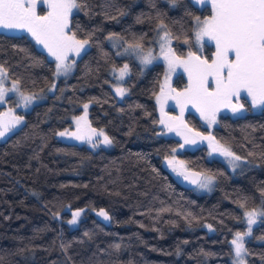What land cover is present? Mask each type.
<instances>
[{"label": "trees", "instance_id": "1", "mask_svg": "<svg viewBox=\"0 0 264 264\" xmlns=\"http://www.w3.org/2000/svg\"><path fill=\"white\" fill-rule=\"evenodd\" d=\"M81 2L88 7L74 10L68 32L88 39L89 47L69 76L55 80L54 61L28 35L0 31V66L7 78L21 91L45 97L27 111L17 110L23 123L0 141V264H232L230 241L246 231L245 211L264 210V106L236 117L220 114L211 131L186 113L189 129L211 134L249 164L231 171L220 159L208 158L201 140L176 157L188 169L214 175V187L206 193L185 188L163 166L180 140L161 134L155 104L161 88H184V75L163 82V63L143 69L135 57L118 55L107 39L115 33L122 45L140 43L156 52L163 32L157 25L163 21L173 32L176 56L192 52L210 60L214 47L206 43L198 51L193 21L210 16V7L193 0H180L176 7L167 0ZM173 21H180L183 31ZM124 62L128 95L118 100L112 70ZM85 102L90 125L105 131L110 148L56 137L73 127ZM15 104L7 97V106ZM73 209L85 213L70 227ZM100 209L109 223L92 212ZM262 238L264 218L244 239L247 264H264Z\"/></svg>", "mask_w": 264, "mask_h": 264}, {"label": "snow or ice", "instance_id": "2", "mask_svg": "<svg viewBox=\"0 0 264 264\" xmlns=\"http://www.w3.org/2000/svg\"><path fill=\"white\" fill-rule=\"evenodd\" d=\"M167 2L171 7H176L180 0H167ZM207 2L208 0H194L196 4ZM210 3L211 15L204 19L194 16L193 21L197 42L204 37L215 42V58L212 59L211 63L208 60H201L192 52H189L188 60H182L176 56L171 48L165 50L166 45L171 42L170 38L173 36V32L169 29V25L163 21L157 25L158 29L164 31L163 36L160 37V40L163 41L160 47L164 59L168 62V72L174 70V65L179 63L183 64L185 71L189 73V87L184 93H177V97H183L185 105L192 104L201 113V117L209 122V127L216 122L215 112L219 111L220 106L231 107L233 113H239L243 110V105L232 104V98L234 96L239 97L241 91H245L251 97L253 107L264 105V0H210ZM47 6L49 11L47 15L42 16L36 12L37 0H0V28L22 29L31 34L37 44L43 45L48 54L55 57V75L59 76L66 74L72 67L68 54L74 52L80 55L85 46L89 44L88 39L78 40L75 34L69 36L65 31L68 29V17L73 9H86L88 5L82 3L81 0H47ZM118 12L121 16L126 15L123 10H118ZM186 14L191 15V13ZM159 15L161 14L158 13ZM110 18L116 19L115 16ZM173 24H179L181 31H183L184 26L180 21H173ZM114 38H118L115 33H111L107 37L108 40ZM183 42L185 44L190 43L187 38ZM128 48L137 53L141 64L144 66L150 65L156 59L150 50L146 54H141L143 53V46L140 43L129 44ZM168 72L165 73L166 78ZM127 73L128 65L125 64L120 69L119 79L122 80ZM0 76H6L2 66H0ZM209 76L213 78L216 85L215 89L211 91L206 86ZM54 87L55 85H53ZM15 90L16 84L13 85L12 89L0 87V102H3L6 91ZM126 92V88H116L118 96L123 97ZM21 95L23 96V94ZM33 99L35 97L23 96L26 104L31 103ZM157 102H160V97H157ZM84 108L87 109L88 105L85 104ZM181 111L183 112V106ZM6 115H10V113ZM22 119L20 116H11L10 121L0 122V137L21 123ZM80 119L83 117L77 118L78 132ZM174 119V117H168V121ZM168 121L161 119L160 123L172 131L173 127ZM91 131L93 134L103 136V144H112L113 141L104 135L102 130L99 133H96L95 129ZM188 131L191 132L192 130L188 129ZM65 134L73 135L78 140L85 139L83 135L67 133V130L57 133L61 137ZM177 135L183 134L178 131ZM194 136L201 140H208L211 152H218L220 155L229 158V164L233 169L240 167L237 162L242 160L241 156L235 154L229 147L220 144L211 134L203 136L196 132ZM183 138L184 144H181L180 148H184L187 144L196 143L194 138L186 135ZM87 139L91 142V136H88ZM95 146L93 144V147ZM177 151L176 148H173L169 154L170 158L166 157L168 167L177 177H183L184 180L196 185L197 188L210 189L215 176L203 171H190L184 161L176 159ZM261 195L264 196V190L261 191ZM240 206L245 207L244 204ZM82 211L81 209L72 212V219L68 223L76 224ZM97 215L105 221L110 220L109 214L104 209H100ZM245 215L247 216V231L236 232L231 241L235 253L233 264H245L243 256L247 254V249L244 239L251 235L252 226L257 223V218H264V210L253 209L247 211ZM209 228L211 230V226ZM85 235L88 234L85 233ZM115 247L119 248V245Z\"/></svg>", "mask_w": 264, "mask_h": 264}, {"label": "rangeland", "instance_id": "3", "mask_svg": "<svg viewBox=\"0 0 264 264\" xmlns=\"http://www.w3.org/2000/svg\"><path fill=\"white\" fill-rule=\"evenodd\" d=\"M193 2H194V0H193ZM197 5H199V6L208 5L210 7L211 11H212L210 0H208V2L205 3V4H197ZM43 8H46V10H43ZM74 10L75 9H73V11L69 14L68 23H69L70 15L74 12ZM48 11H49V8L47 6V0H37V7H36L37 14L38 15H42V16L43 15H47ZM207 17H209V16H207ZM207 17H205V18H207ZM0 31L1 32H6V33H11V34H26V35H28L33 40L35 45L41 51L45 52L46 55L48 56V58H50L51 60L54 61L55 73H56V60H55V57L50 56L48 54V51L43 47V45L37 44L35 39L31 36V34H29L27 31L22 30V29H11V30H9V29L0 28ZM65 31H66L67 35L71 36V34L68 32V29H66ZM163 34H164V31L162 33H160L156 52L154 51V49L151 48V49L143 50V53H141V54H146L150 50L152 55L156 57V59L152 63H154V62L163 63V65L165 67V73H166V72H168V67L169 66H168V62L164 59L163 52H162L161 47H160V44L163 43V41L160 40V37L163 36ZM108 42H109V44L112 47L117 49V53H119V55H131V56L135 57V59L140 63V65L142 66L143 69H145L146 67L149 66V65H147V66L142 65L137 53L134 52L132 49H129L127 45H122L121 41L118 38H114L113 40H108ZM195 42H196L197 47L199 48V50H198L199 52H201V50L203 48V44L207 43V44L213 45L214 52H213L212 58L210 60H208L205 57L201 56V54H199V53H195L194 54L196 56H199L201 60H208L209 63H211L212 59L215 58V52H216L215 42L209 40L207 37L202 38V40L199 41V42H197L196 39H195ZM88 47H89V44L85 46V49L81 51L80 55H77L74 52H70L68 54V56H69V62H72L71 69L66 74H61L59 76L55 75L54 76L55 80L58 79L59 77L69 76L74 70L76 60L83 54V52H85V50H87ZM167 48H171V42L166 45L165 50H167ZM180 58L182 60H188L189 55H187L185 57H180ZM125 64H127V63L124 62L122 66H120L118 68H114L115 71H114V69L112 70V75H113V78H114V82L112 83V90L115 93V95L117 96L118 100H122L125 96L128 95V89L125 86V80H126V78L128 76L129 69H128V73L124 76V78L122 80L119 79L120 69L123 68V66ZM177 73H181V74L184 75V77L186 79V86L184 88H182V89L172 88L170 86L167 88V86H165V87L161 88L160 91L155 96V104H156L157 113H158V116H159V126L162 129L161 134L163 136H171V137L177 138L178 140H180V145L184 144L183 136H185V135L190 137V138H194L196 140L195 144H187V145H185L184 148H180V145H179V147L176 148L178 150L177 152L185 150V149H188V150L195 149L202 142L199 137L194 136V133H196V131L192 130L191 132H189L188 131L189 128L185 127V115H186L187 112H192L193 114H195L200 119V121L204 124V126L207 127L209 131H211L213 129V127L215 126V124L217 122V118H218V116L220 114H228V115L236 117V116H241V115L245 114L246 112H253V113L258 112L264 106V105H258L256 107H253L251 97H249L245 91H241L240 94H239V97L234 96L232 98V104H234V105H237V104L238 105H243V110L241 112H239V113H233V111L231 110V107L220 106L219 111L215 112V120H216V122L213 123L211 125V127H209V122L201 117V113L199 111H197V109L195 107H193L192 104L189 103V104L185 105L183 103V99L184 98L183 97H177V93H184L186 91V89L189 87V84H190L189 73L187 71H185V66L183 64H179V63L175 64L174 65V70H172L171 72H168L167 78H166V76L164 74L163 82H170L172 80V78L174 77V75L177 74ZM14 84H16V82L14 80L8 79L7 76H0V87H2L3 89H12ZM206 86L209 87L210 91L215 89L216 85H215V82H214V80H213V78L211 76L208 77V84ZM117 87H123V88L127 89V92H126V94L123 97L117 95V93H116V88ZM52 90H53V85L49 88L48 92H51ZM21 94H23V96L35 97V99H33L31 101V103L26 104L25 101L23 100V96ZM9 96H13L15 101H16V104H15L14 107H9V106L6 105L7 97H9ZM157 97H160V102L159 103L157 102ZM44 98L45 97H44V95L42 93H27V92H23V91H21L19 89L18 85L16 84V90L15 91H6L5 95H4L3 102H0V122L10 121L11 116H20V117L23 118V116L20 115L17 112V110L27 111L32 105L42 101ZM243 99H246L248 101V105L244 102ZM178 100L180 101L179 104H178ZM85 104L88 105L87 109L84 108ZM4 105H6V106H4ZM182 106H183V112L181 111V107ZM89 107H90V102H85L82 105V107H81L82 110H81L80 114H78L77 116L72 118L73 127L70 128V129H63V130H60V131L57 132V133H60V132H64L65 130H67V133H76V134H79V135H83L85 137L84 140H78L73 135H69V134H65L62 137L56 134V137L58 139L62 140V141H65V142L85 143L86 145H88L89 147L94 148V149L110 148L112 146V144L111 145H105V144L102 143L103 136L92 133L91 130L95 129L96 133H99L102 130L104 135H107L103 129H96V128H93L90 125V123L88 121V110H89ZM9 113H10V115H6V114H9ZM81 117H83V119H80V121H79V132H78L77 118H81ZM168 117H174L175 119L171 120V121H168ZM161 119H165L166 121H168L172 125L173 130L169 131L166 127H164V125H162L160 123ZM22 123H23V119H22L21 123L15 125V127L11 128L10 131L6 132L3 137H0V141L4 140L12 131H14L17 128H19ZM178 131L181 132L183 135H177ZM88 136H91V142L88 141V139H87ZM93 144H95L96 146L93 147ZM220 144H222V143H220ZM204 145H206V147H207V156H208L209 159H211V158L220 159L231 171H235V170H237L239 168H242V167H244V166L249 164L248 160L242 158L241 161L237 162V163L240 164V167L233 169V167L229 164V158L220 155L218 152H211V149L209 148V141L208 140H206L204 142ZM222 145H224V144H222ZM227 147H229V146H227ZM231 151H233V150L231 149ZM168 158H170V156ZM176 159H177V157H176ZM163 166L169 172L173 173L171 168H169L168 165H167L166 158L163 160ZM213 187H214V182L211 185L210 189H200V188L195 187L194 191H196L198 193H206V192H210L213 189ZM78 210H81V209H73L72 212L78 211ZM252 210H247V211H252ZM258 210H260V209H258ZM98 211L99 210H92V212L95 213L96 215H97ZM247 211H245V213ZM84 213H85V211L83 210L81 212L80 217L77 219V223L76 224H69L68 223V221L72 219V215H71V217L67 220V224L70 227H75L78 224L79 220L84 216ZM245 213H244V221H245V224H246V231H247V228H248V226H247V216L245 215ZM99 218H101L102 221H104V223H109L110 222V220H108V221L103 220L102 217H99ZM259 221H260V217L257 218V223ZM256 224H254V225H256ZM234 237H235V234L231 238V241L234 239ZM231 241H230V243H231ZM231 245H232V243H231ZM232 247H233V245H232ZM234 258H235V256L232 257V264H233ZM243 259L245 261V264H247L245 256H243Z\"/></svg>", "mask_w": 264, "mask_h": 264}, {"label": "water", "instance_id": "4", "mask_svg": "<svg viewBox=\"0 0 264 264\" xmlns=\"http://www.w3.org/2000/svg\"><path fill=\"white\" fill-rule=\"evenodd\" d=\"M190 171L193 172H198V171H194L189 169ZM174 179L176 180V182H178L181 186L188 188V189H194L196 187V185H193L191 183H189L188 181L184 180L183 177H177V175L174 176Z\"/></svg>", "mask_w": 264, "mask_h": 264}]
</instances>
